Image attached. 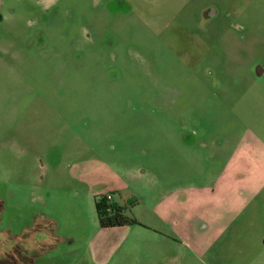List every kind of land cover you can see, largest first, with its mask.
Listing matches in <instances>:
<instances>
[{"label": "rangeland", "instance_id": "rangeland-1", "mask_svg": "<svg viewBox=\"0 0 264 264\" xmlns=\"http://www.w3.org/2000/svg\"><path fill=\"white\" fill-rule=\"evenodd\" d=\"M258 66L264 0H0V264H264Z\"/></svg>", "mask_w": 264, "mask_h": 264}, {"label": "trees", "instance_id": "trees-1", "mask_svg": "<svg viewBox=\"0 0 264 264\" xmlns=\"http://www.w3.org/2000/svg\"><path fill=\"white\" fill-rule=\"evenodd\" d=\"M106 196L102 199H95L98 220L102 228H115L139 223L135 217L126 215L121 206L113 201H108Z\"/></svg>", "mask_w": 264, "mask_h": 264}, {"label": "flooded vegetation", "instance_id": "flooded-vegetation-1", "mask_svg": "<svg viewBox=\"0 0 264 264\" xmlns=\"http://www.w3.org/2000/svg\"><path fill=\"white\" fill-rule=\"evenodd\" d=\"M263 72H264V70L261 68V66H258V67L256 68V74H257L258 76L261 75Z\"/></svg>", "mask_w": 264, "mask_h": 264}, {"label": "built area", "instance_id": "built-area-1", "mask_svg": "<svg viewBox=\"0 0 264 264\" xmlns=\"http://www.w3.org/2000/svg\"><path fill=\"white\" fill-rule=\"evenodd\" d=\"M107 199H108V201H113V195L112 194H107Z\"/></svg>", "mask_w": 264, "mask_h": 264}]
</instances>
